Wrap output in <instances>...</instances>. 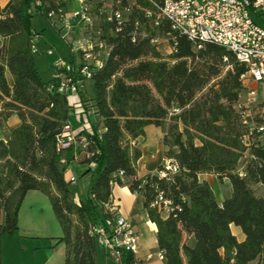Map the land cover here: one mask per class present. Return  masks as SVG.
<instances>
[{
	"label": "trees",
	"instance_id": "1",
	"mask_svg": "<svg viewBox=\"0 0 264 264\" xmlns=\"http://www.w3.org/2000/svg\"><path fill=\"white\" fill-rule=\"evenodd\" d=\"M34 1L10 0L0 8V237L17 229L25 195L37 191L61 229L56 245L64 247L63 264H99V246L89 231L110 218L112 189L125 186L141 198L155 225L164 264H264V196L254 190L264 186V142L248 134L242 118L245 110L250 123L264 120V101L237 108L247 90L242 78L247 67L214 44L197 49L166 20L154 25L149 0H119L129 9L119 29L94 0L100 18L94 38L107 56L91 74V98L82 97L92 133L77 135L75 148L57 151L55 137L73 115L65 96L48 90L53 81L37 74L31 19L68 12L73 0H40L38 8ZM164 37L171 47L167 56L152 43ZM66 60L73 64L71 55ZM13 115L19 124L7 128ZM148 126L162 133L163 160L177 165L166 178L159 177L163 164L155 173L136 176L141 158L136 143ZM81 136L88 141L85 149ZM73 162L85 167L80 176L89 178L85 195L75 196L64 179ZM200 174L230 183L221 206L210 186L198 180ZM159 197L170 204L153 206ZM232 225L243 241L232 235ZM120 263L141 264L132 253Z\"/></svg>",
	"mask_w": 264,
	"mask_h": 264
},
{
	"label": "built area",
	"instance_id": "2",
	"mask_svg": "<svg viewBox=\"0 0 264 264\" xmlns=\"http://www.w3.org/2000/svg\"><path fill=\"white\" fill-rule=\"evenodd\" d=\"M102 10H108L107 21L113 22L117 29L120 28L124 14L129 9L120 7V1L106 4V0H98ZM155 9V23L158 20H166L172 31L185 36L197 49L205 43L214 44L232 53L236 60L244 64L248 71L244 78L247 90L241 95L237 108L243 110L253 107L264 96L250 85L255 83L264 85V0H149ZM76 7L72 11L63 12L58 9L46 14L48 24L57 30L68 31L74 24H82L86 27L93 22L90 6L87 0H73ZM35 7H41V1H34ZM150 16L149 13H147ZM33 39L38 33L33 31ZM135 41V35L131 37ZM153 44L157 40L152 41ZM35 44V43H34ZM70 55L78 56L79 63L74 65L66 59H60L54 64V72L51 76L52 88L59 94L65 96L72 115L77 122L76 130H73L70 122L66 123L61 132L55 137L57 151L76 147V136L80 134L90 135L92 133L88 112L83 107L82 92L85 83L90 80L93 71L102 67L103 59L107 56L103 43L85 38L71 42ZM36 53V46L33 47ZM52 51H48L51 55ZM249 112L243 111L244 124L248 126V134L256 135L264 142V120L260 123L249 122ZM246 140V138H245ZM79 144L82 149L88 145L86 137L81 136ZM63 162V161H62ZM163 168L159 173L160 178L177 171V165L169 160H163ZM122 173H120L121 175ZM69 184H75L71 176L67 180ZM162 203V204H160ZM170 204L161 197L153 204L167 207ZM161 209V208H160ZM109 213L110 218L103 223L91 226L89 234L96 237L97 244L103 248L109 258L116 264H121V257L125 253L136 254L138 249V237L133 226L118 213V206L111 199ZM153 257L162 261L163 256L157 253L155 256L149 254L147 260Z\"/></svg>",
	"mask_w": 264,
	"mask_h": 264
},
{
	"label": "rangeland",
	"instance_id": "3",
	"mask_svg": "<svg viewBox=\"0 0 264 264\" xmlns=\"http://www.w3.org/2000/svg\"><path fill=\"white\" fill-rule=\"evenodd\" d=\"M130 1L133 4V0ZM111 2L112 0H106L108 5ZM94 6L95 1L91 0L92 26L86 27L82 24H74L68 31H61L60 33L51 27L46 19L40 15L33 14L31 25L33 30L39 34L34 39L37 50L34 54V65L42 81L47 82L51 79L54 72V64L58 60L68 59L71 42L85 38L96 41L93 30L100 18L94 13ZM72 8V4L69 3V9ZM155 46L164 56L171 52L167 37L159 38ZM48 51H52V54L48 55ZM257 85L253 83L250 88L264 96V85ZM86 93L88 95L91 94V83L89 81L86 82ZM73 118L70 120L74 121ZM72 127L75 128V125ZM146 143L149 151L156 155L157 163L160 164L161 155L158 151L161 144L159 136L153 137L150 134V130H148ZM69 169L75 179V184H71L70 189L76 192V186L81 185L82 179L80 176L85 167L73 162L70 164ZM220 189L225 199L230 196L231 186L227 180H225ZM61 234V229L47 198L37 191H29L25 195L18 211L17 229L12 234L5 232L0 237V264H63L64 247L62 244L56 245V239ZM97 253L101 264L105 262L116 264L113 259L106 257L107 252L103 248L99 247ZM152 261L156 262L155 259Z\"/></svg>",
	"mask_w": 264,
	"mask_h": 264
},
{
	"label": "crops",
	"instance_id": "4",
	"mask_svg": "<svg viewBox=\"0 0 264 264\" xmlns=\"http://www.w3.org/2000/svg\"><path fill=\"white\" fill-rule=\"evenodd\" d=\"M10 0H0V8H4L7 3ZM73 8L69 9L68 11H72L75 9L76 5L75 3H72ZM35 31V30H34ZM72 60L74 65H78L79 63V57L74 55L72 56ZM91 83V81H89ZM259 86V84L257 85ZM92 88V84H91ZM92 96L91 94L88 95L86 93V83L85 88L82 92V97L86 100L90 99ZM74 121L70 120L71 125H75V128L73 130H76L77 128V122L75 118H73ZM19 124V120L16 116H11L9 120L6 123L7 128H13L16 127ZM150 130V134H152L153 137L159 136V142L161 144L159 148V154L161 155V163H157V157L155 154L151 153L149 151V148L147 147V131ZM4 138V131L0 130V139ZM162 139V133L160 129L154 127V126H148L145 128V136L144 138L137 140V147L141 152V158L138 160L136 164V176L137 178H140L146 174H152L155 173L157 168L162 164L163 162V152L165 151V148L162 145L161 142ZM158 164V165H157ZM70 166V165H69ZM73 177L72 171L69 169L66 170L64 174V179L67 181L69 177ZM74 178V177H73ZM198 180L206 182L211 190L213 191V194L215 196L216 203L221 206L222 202L225 200V198L222 196L221 192V186L225 182L226 179H223L222 181H219L214 175L210 174H200L198 175ZM88 182L89 178L84 177L81 180V185L76 186V192H73L75 196L79 195H85L87 193L88 189ZM254 190L257 192L258 195L264 196V186H255ZM259 191V193H258ZM111 199L113 200L114 204L118 206V215L125 220H127L132 226L134 231L137 234L138 237V249L134 257L141 263V264H164L163 261L158 260L157 258L153 257L150 260L146 259V256L151 254L155 256L158 253L157 243L155 239V232L156 228L155 225L152 224L147 220L146 215L144 214L142 210V200L140 197H138L135 194H132L129 189L125 186L121 187H114L111 192ZM227 199V198H226ZM230 230L233 236L237 239V241L241 242L244 239V236L241 232V230L238 227L230 226ZM154 251V253H152ZM107 257V255H106ZM155 259L156 262H153L152 260ZM97 260L98 263H100L99 255L97 253ZM103 262V261H102ZM103 264H108V262H105ZM251 264H256L251 263Z\"/></svg>",
	"mask_w": 264,
	"mask_h": 264
}]
</instances>
